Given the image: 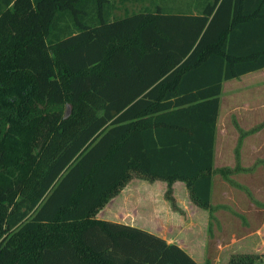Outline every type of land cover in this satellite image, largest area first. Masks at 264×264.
<instances>
[{"label": "trees", "instance_id": "16d2710c", "mask_svg": "<svg viewBox=\"0 0 264 264\" xmlns=\"http://www.w3.org/2000/svg\"><path fill=\"white\" fill-rule=\"evenodd\" d=\"M125 1L0 0V264H198L95 216L133 175L212 210L222 84L264 69V0Z\"/></svg>", "mask_w": 264, "mask_h": 264}, {"label": "rangeland", "instance_id": "374dc122", "mask_svg": "<svg viewBox=\"0 0 264 264\" xmlns=\"http://www.w3.org/2000/svg\"><path fill=\"white\" fill-rule=\"evenodd\" d=\"M163 5L192 10V2L182 0H163ZM146 8L154 5L148 0L117 2L113 14L122 17ZM260 78L241 79L246 86L239 80L223 86L213 148L211 211L200 213L183 182L172 186L173 208L166 198V182L133 175L95 218L130 223L149 233L159 231L157 236L182 246L199 264H227L238 254L264 255V128L258 132L264 126V80L257 82ZM255 264H264L263 258Z\"/></svg>", "mask_w": 264, "mask_h": 264}, {"label": "crops", "instance_id": "0c3cea01", "mask_svg": "<svg viewBox=\"0 0 264 264\" xmlns=\"http://www.w3.org/2000/svg\"><path fill=\"white\" fill-rule=\"evenodd\" d=\"M247 76H259V77H261L260 79H258V81L257 82H259V81H263L264 80V78H263V76H264V69H261V70H258V71H255V72H251V73H248V74H245V75H243V76H241V77H239V78H236V79H232V80H239L240 81V83H242V80L241 79H243V78H245V77H247ZM229 81H231V80H229ZM244 84V85H243ZM225 85V82H223V84H222V89H223V86ZM247 84L246 83H242V86H246ZM247 91V90H246ZM221 93H222V90H221ZM220 97H221V95H220ZM264 123V122H263ZM263 128H264V126H262L260 129H259V131L258 132H261L262 130H263ZM176 183H174L173 184V186L175 185ZM185 189H186V187H185ZM187 190V189H186ZM193 204V203H192ZM198 208V207H197ZM147 210H149V209H147ZM202 209H199V211H200V213L202 214V211H201ZM155 211V215H157V209H155L154 210ZM208 212V211H207ZM150 213H152V211L150 212ZM112 222H114V221H112ZM117 223H124V222H120V221H117ZM124 224H128V225H132V224H130V223H124ZM132 226H134V225H132ZM151 232L153 233V234H155V235H158L160 232L159 231H154V230H151ZM162 238V237H161ZM177 245V244H176ZM179 246V245H178ZM179 247H181L184 251H186L187 252V254L189 255V256H192V254L188 251V250H186L185 248H183L182 246H179ZM192 258H194V257H192ZM200 260V259H199ZM196 261V260H195ZM197 263H198V261H196ZM201 262V261H200ZM199 264V263H198ZM200 264H202V262L200 263Z\"/></svg>", "mask_w": 264, "mask_h": 264}]
</instances>
